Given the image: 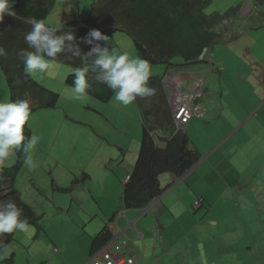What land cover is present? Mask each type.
I'll list each match as a JSON object with an SVG mask.
<instances>
[{"label": "rangeland", "instance_id": "obj_1", "mask_svg": "<svg viewBox=\"0 0 264 264\" xmlns=\"http://www.w3.org/2000/svg\"><path fill=\"white\" fill-rule=\"evenodd\" d=\"M17 1L12 0V6ZM64 1L68 2L67 0H56L51 13L43 20L47 26L57 28L64 22L70 23L75 20L83 22L86 19L92 0H78L79 13L76 17L72 16L71 10H68ZM210 2L206 13L219 12L222 14L231 7H237L231 20L229 19L235 27L230 32L240 33L243 30L247 35L244 38H254L252 54L262 60L263 66L264 0H210ZM246 4H253L255 8H251L249 12ZM229 21L226 25H230ZM259 22L262 28L255 30L253 24L256 25ZM109 42L122 51L128 52L130 56L137 57L133 43L126 35L113 34L109 37ZM101 46H105V42L102 41ZM224 47L226 45L220 43L209 49L208 55L214 56L215 54L216 56L215 64L222 62ZM50 61L52 67L44 74L29 75L46 89L56 92L59 96L58 104L55 109L33 113L27 121L31 136L39 137L38 144L29 153L35 167L29 168L25 164L17 172L14 180V189L18 192L19 198L39 216L37 223L42 230L37 237H35L36 229L33 226H28L24 231H16L13 242L0 248V254H3L0 260L13 254L14 264H60L61 253L58 255V249L55 250L51 243L60 247L61 242L74 238L80 224L79 218L81 219L83 212L89 209L92 210L91 212L98 211L94 200L99 205H106L109 198L114 196L118 198L121 191L119 179L125 176V164L130 160L132 162L137 147L139 151L142 135L141 123L144 122L147 126L152 125L143 116L146 100L135 99L132 104L124 106L114 99V95L107 102H101L88 94L81 100L73 99L71 87L67 86L65 81L74 70L68 65L54 60ZM172 63L180 65L182 61L174 59ZM234 64L231 68L232 72L238 68ZM191 68L201 71L205 65L196 64ZM239 68L253 69L248 63ZM179 69L175 66L150 65L149 80L153 79L159 83L166 73L176 72ZM227 76L226 74L221 76L222 81H220L224 91L222 100L226 101L223 107H227L226 103H228L234 115L227 118L219 112L216 108L219 95L217 96L214 92L210 100L213 102V111L204 118L192 119L191 124L197 126V129L194 126L190 127L191 132H186V134L191 136L190 142L198 145L203 152L208 151L209 154L220 147L221 143H224L237 127H240L231 140L238 147L237 152L231 158L225 156L218 162L216 166L219 169V175L224 169L233 165V174H239L238 179L244 173V177L264 183V99L260 98L257 92L253 93V88L249 84L240 85L228 79L231 77L229 74ZM216 79V73H214L210 78L209 88L217 84ZM262 89L264 91V86ZM9 95V88L0 70V100H10ZM239 95L244 101H239ZM236 103H241V108L233 106ZM220 114L222 116L220 120H215L217 122L206 123L208 119H214V116L217 117ZM194 122H201L202 125L194 124ZM165 127L164 132L167 134L170 126L166 124ZM258 155L262 156V161L256 158ZM123 158L124 164L121 165ZM15 159L16 152L10 155L2 166L11 167L15 164ZM54 188H61L65 191ZM262 192L264 195V190ZM190 211L191 214L192 210ZM106 221L104 219V222ZM235 224L237 226V223ZM91 226L93 224H90V228ZM90 228L87 231L91 230ZM248 241L251 244L255 242L256 249L262 246V259L264 260L262 229L261 232L257 230L251 233L249 238L245 237L239 242L235 240L231 247L233 251L244 247L242 253H246L245 248ZM62 263L64 264L63 261ZM142 264H145V261Z\"/></svg>", "mask_w": 264, "mask_h": 264}, {"label": "trees", "instance_id": "obj_2", "mask_svg": "<svg viewBox=\"0 0 264 264\" xmlns=\"http://www.w3.org/2000/svg\"><path fill=\"white\" fill-rule=\"evenodd\" d=\"M67 1L64 2L68 10L76 17L79 13L78 0ZM210 3V0H92L83 22H64L54 28L57 34L72 31L75 43L80 47L79 53L75 49H66L55 58L48 59L68 65L73 70L82 67L87 62L85 54L92 47L84 43L82 38L90 30L97 29L108 37L116 33L126 35L132 41L137 57L148 61L150 65L187 67L197 61L204 49L209 50L220 43L227 44L243 33L230 32L234 26L229 19L237 7H231L222 14L206 13ZM53 7L54 0H18L12 6L15 15H5L3 21H0V46L6 52V55L0 57V70L9 88L10 100L29 99L34 105L31 115L40 110L55 109L58 104L59 96L56 92L46 89L24 71L21 56L22 51H34L24 39L32 27L29 18L44 20ZM252 8H255L253 4ZM227 21L230 25L225 24ZM259 24H253L255 30L262 28ZM226 35L229 37L226 38ZM98 43L102 44V41ZM174 59H180L182 64H173ZM88 76L91 77V86L87 90L89 96L101 102H107L113 97V90L97 82L95 73L89 72ZM74 78V72L68 75L66 85L74 87ZM143 100H146L143 116L152 125L141 123L139 151L120 193V201L125 209L145 208L153 198L162 194L159 181L162 174L180 178L200 159L198 151L190 145L187 134L173 129L163 89L160 88L157 95ZM166 124L170 126L167 134L164 132ZM24 134L26 138L31 136L27 123ZM24 160L25 153L21 149L16 151L14 165L8 168L0 166L3 169L0 172V201L10 199L22 208V218H27L28 225L33 226L37 234L42 230L37 223L39 216L21 201L14 189L15 176L25 165ZM108 237L107 228L97 233L91 240L90 252L102 246ZM13 240L14 231L0 234V248ZM0 264H14L12 254L0 260Z\"/></svg>", "mask_w": 264, "mask_h": 264}, {"label": "crops", "instance_id": "obj_3", "mask_svg": "<svg viewBox=\"0 0 264 264\" xmlns=\"http://www.w3.org/2000/svg\"><path fill=\"white\" fill-rule=\"evenodd\" d=\"M55 2L56 0L54 4ZM246 8L250 12L252 5H247ZM244 36L247 35L243 32L230 43L225 44L224 58L219 64L214 63L215 54L211 56L207 52L205 55V59L213 64V69L212 72L206 73L204 95L196 103V106L203 112L202 118L213 111V102L210 100L214 92L217 96L219 95L216 101V108L219 112L227 118L234 115L228 103H226L227 107H223L226 101L222 100L224 91L220 81H222L221 76L225 74L226 77L229 74L231 77L228 79L240 85L249 84L253 88V93L257 92L259 97L264 99V93H262L264 65L262 66V60L252 54L254 38L247 37L246 39ZM246 63L253 69L239 68ZM233 64L238 66L234 72L231 71ZM214 73H216L217 84L209 88L210 78ZM182 74L185 79L184 86L191 87L194 81L192 75L189 76L185 72ZM241 100L244 101L239 95V101ZM240 104L236 103L233 106L241 108ZM260 107L262 108V103ZM258 112H256L257 115ZM221 114L214 116V119H208L206 123H211L216 119L220 120ZM191 121L184 128L185 133L191 132L190 127L194 126ZM194 124L200 125L201 122H194ZM194 128L197 129V126ZM238 130L240 127H237L234 133L227 137L224 143H221L220 147L214 151L211 150L209 154L208 151L203 152L191 141L190 145L193 144L191 146L202 154L199 153V161L180 178L172 177L167 173L162 174L159 181L164 192L154 204L146 209L126 210L120 201V195L118 198L116 196L109 198L106 205H99L93 199L98 211L91 212L92 210L89 209L83 212L78 221L80 224L75 237L61 242L60 247L51 243L55 250L58 249L57 254L61 253L64 264H88L92 238L107 227L114 232L117 237L116 241L122 240L123 237L128 239L126 254L134 255L137 264H142L143 261L145 264H264L262 246L256 249L255 242L253 244L247 242L246 253H242L244 247L236 248V251H233L231 247L235 240L239 242L245 237L249 238L250 234L257 230L261 232L262 229V234H264V195H262L264 183L250 180L244 177V173L238 179L239 174H233V165L224 169L219 175V169L216 166L222 158L225 156L231 158L237 152L238 147L231 140ZM190 137L188 136L189 140ZM137 153L138 147L135 149L132 162L135 161ZM256 158L262 161L261 155ZM132 162L130 160L125 164V176H121L120 182L118 181L120 190L131 172ZM120 164H124V158ZM195 201L201 202L197 209L193 208ZM120 210L125 211L124 216L111 221L114 214ZM190 210H192L191 214ZM104 219L107 221L104 222ZM189 221L190 223H187ZM234 223H237V226ZM90 224H93L91 228ZM152 227L157 229L159 241L153 237ZM88 228L91 230L87 231ZM136 231L142 234V240L136 238ZM14 233L17 232L14 231ZM0 256L3 257V254ZM62 261L60 260V264H63Z\"/></svg>", "mask_w": 264, "mask_h": 264}, {"label": "clouds", "instance_id": "obj_4", "mask_svg": "<svg viewBox=\"0 0 264 264\" xmlns=\"http://www.w3.org/2000/svg\"><path fill=\"white\" fill-rule=\"evenodd\" d=\"M5 15H15L12 9V0H0V21H3ZM29 23L32 26L31 31L25 35L24 39L28 46L34 49V51L21 52V56L24 60V71L26 73L33 75L44 74L52 67L51 61L48 58H55L66 49H75L76 52L79 53L80 47L75 43L76 38L72 31H65L57 34L56 29L47 26L43 20H38L36 18H29ZM227 37L229 36L226 35V38ZM82 39L84 43L92 45V47L90 51L85 54L87 62L82 67L74 70L75 78L73 82L75 86L71 87L73 99L81 100L87 96V90L91 86L89 83L91 79V77L88 76L89 72L95 73V80L97 82L106 84L107 87L112 89L114 92V99L124 106L132 104L135 99L143 100L152 97L149 96L143 99H137L138 97L151 95L154 91L147 85V81L150 77V64L148 61L140 57L130 56L128 52L113 46L109 42V37L100 30L92 29L87 33L86 37ZM99 41L105 42V46L102 47L101 44L98 43ZM207 52H209V50L204 49L195 63L180 68L176 72L166 73L163 78L159 80V83L156 82L158 92L159 89L162 88L165 93L166 106L175 132L184 131V128L192 119L202 118L203 116V112L196 106V103L204 95V85L206 83V78L204 77L207 72H212L213 69V64L205 59ZM4 55H6L5 49L3 46H0V57ZM196 64L205 65L203 70L206 71L204 72L203 70L200 71L191 68V66ZM182 72L188 73L189 76L192 75L194 81L191 87L184 86L185 79ZM171 83H177L179 91L193 96L189 102V108L192 112L191 117L182 125H178L173 118V107L169 101ZM158 92L155 95H157ZM33 106L34 105L27 98L15 101L0 100V166L10 155H14L16 151L22 149L25 153L24 163L29 168L35 167L29 153L30 150L34 149L38 144L39 137L32 135L26 138L24 134V128L31 117ZM158 133L159 132H156L155 134ZM151 136L154 137L153 135ZM2 171L3 169L0 167V172ZM162 189L164 192V188ZM160 196L153 198L143 209L154 204ZM200 204V201H195L193 208H199ZM124 213V210L116 212L111 221H114L117 217H123ZM22 217L23 209L18 207L14 201L10 199L8 201H0V234L12 233L17 230L24 231L28 227V222L26 217ZM107 231L109 233L107 241L102 246L90 252L88 264H92L94 259L99 260L102 254L112 252L115 246L120 247L119 253L124 259L130 258L133 260V264H137V259L134 255L126 254L128 239L123 237L122 240L116 241L117 237H115L114 232H111L108 227ZM151 231L155 239H160L159 233L155 227H152ZM136 238L142 240V234L138 231H136Z\"/></svg>", "mask_w": 264, "mask_h": 264}, {"label": "built area", "instance_id": "obj_5", "mask_svg": "<svg viewBox=\"0 0 264 264\" xmlns=\"http://www.w3.org/2000/svg\"><path fill=\"white\" fill-rule=\"evenodd\" d=\"M170 87L169 101L173 107V118L178 125H182L191 117L192 112L189 108V102L193 96L179 91L177 83H171ZM119 252L120 247L115 246L112 252L102 254L101 258L99 260L94 259L92 264H133L132 259H124Z\"/></svg>", "mask_w": 264, "mask_h": 264}, {"label": "water", "instance_id": "obj_6", "mask_svg": "<svg viewBox=\"0 0 264 264\" xmlns=\"http://www.w3.org/2000/svg\"><path fill=\"white\" fill-rule=\"evenodd\" d=\"M147 85L154 90L153 93L151 95H145L143 97H138L137 99H143V98H146V97H149V96H153V95H155L158 92V86H157V83H156L155 80H148L147 81Z\"/></svg>", "mask_w": 264, "mask_h": 264}]
</instances>
